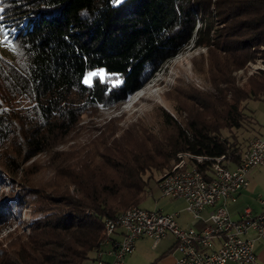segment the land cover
<instances>
[{
    "label": "trees",
    "instance_id": "16d2710c",
    "mask_svg": "<svg viewBox=\"0 0 264 264\" xmlns=\"http://www.w3.org/2000/svg\"><path fill=\"white\" fill-rule=\"evenodd\" d=\"M0 8L16 49L0 52V165L9 177L27 179L26 163L54 152L83 116L128 101L191 41L207 48L193 65L211 87L179 78L168 99L176 118L159 109L156 133L132 125L118 138L91 139L80 161L54 164L44 189L21 183L19 201L0 199L1 226L25 200L36 208L29 234L0 247V264L94 263L103 222L139 207L153 173L183 154L238 162V140L222 131L243 129L245 103L264 97V72L242 87L232 76L264 63V0H0ZM96 70L105 77L88 86L85 75ZM186 162L199 171L211 164Z\"/></svg>",
    "mask_w": 264,
    "mask_h": 264
},
{
    "label": "built area",
    "instance_id": "2783aa9c",
    "mask_svg": "<svg viewBox=\"0 0 264 264\" xmlns=\"http://www.w3.org/2000/svg\"><path fill=\"white\" fill-rule=\"evenodd\" d=\"M258 71L264 72V65H250L245 70L248 76ZM243 73L240 70L237 74ZM179 158L157 179L160 199L182 200L190 222L201 227L179 225L176 214L129 207L103 222L105 237L93 264H124L138 238H149L156 244L168 235L174 238L178 255L172 264H258L256 245L264 251V198L259 201L261 212L253 215L245 209L239 220L230 217L228 204L248 189L249 172L264 164V141H252L236 164L225 156L210 159L183 154ZM187 159L211 164L199 171Z\"/></svg>",
    "mask_w": 264,
    "mask_h": 264
},
{
    "label": "rangeland",
    "instance_id": "374dc122",
    "mask_svg": "<svg viewBox=\"0 0 264 264\" xmlns=\"http://www.w3.org/2000/svg\"><path fill=\"white\" fill-rule=\"evenodd\" d=\"M2 49L3 48L0 47V52ZM201 55H207V48L196 47L193 41L189 42L176 57L166 61L143 86L141 91L144 89H146V91L154 89L159 95V102L145 97L140 91L132 95L126 102L119 103L111 108H101L94 116H83L74 133L66 138L62 144L58 145L54 149V152L38 155L25 164L24 168L26 169L27 179L23 177L13 178L7 176L2 172V167L0 165V199L3 200L8 197H16L19 201L22 188L20 185L21 183L44 189L48 183H52L55 180V165L58 166L62 160L70 159V161L74 163L80 161V158L88 152L90 148L89 145L91 146V139H97L100 136H106L110 133H112L111 139L118 138L132 125L145 127L149 129L150 132L156 133L161 128V119L158 114L159 109L165 110L176 118V114L170 107L172 103L168 99L173 98L171 92H173L175 86L178 85L177 81L179 78L186 84L192 85L199 90H211L209 83L194 69L193 61L201 57ZM250 65L258 66L264 65V63H262L260 59H256L253 62H249L244 68L235 71L232 76L234 77L236 86L242 87L250 77L261 72L258 71L248 76L245 70ZM240 70L244 71L243 76L237 74ZM92 72H102L103 78L105 77V73L101 70ZM94 77H92V79ZM245 105L248 111H253L254 118H256V115L260 114V110L264 107L263 103L253 100L247 101ZM182 116L185 118L186 113L183 112ZM247 123L246 120L245 124ZM243 133L242 129L238 131H222L224 137H234V140L241 139ZM246 138H249V135ZM148 176L147 174L146 177ZM158 177L156 173L151 175L145 192V198L140 203L139 207L146 210L159 209L164 214L173 213L176 211L174 207L177 206H174V203L169 199H160V192L156 184ZM23 207L25 208L10 224L0 225V247L6 248L14 235L29 234L31 222L36 216V208L30 200H25ZM184 207L185 206L180 207L181 215L179 221L181 226L190 222V216L183 212ZM228 207L233 206L231 204ZM152 244L153 241L149 238H138L135 241V247L138 253L136 252L137 255L133 254L131 257L128 256L129 259L132 257L135 259H132V261L126 259L127 261L125 260V264H163L166 262L164 259H161V255H157L154 249H152ZM175 256L177 258V254ZM84 264L93 263L92 260H88ZM258 264H264V251L258 254Z\"/></svg>",
    "mask_w": 264,
    "mask_h": 264
},
{
    "label": "crops",
    "instance_id": "0c3cea01",
    "mask_svg": "<svg viewBox=\"0 0 264 264\" xmlns=\"http://www.w3.org/2000/svg\"><path fill=\"white\" fill-rule=\"evenodd\" d=\"M258 102H261L264 105V97L261 100H258ZM246 109L247 108L245 105V113L247 111L246 115L248 117L247 118L248 123L242 129V132H244L243 135H241L242 138L238 139L240 152L244 151L248 147V145L255 139H261L262 141H264V107L260 110V114L256 115V118H254L253 116V111L251 110L248 111V109L247 110ZM248 135L249 138H246ZM248 179H249L248 189L240 192L235 202L228 204V206L231 204L233 206V207H228V212L233 220H239L242 217L245 209H249L253 215L258 214L262 210L259 201L264 198V164L255 169H252L248 174ZM170 201L174 203V206L177 207H174L176 211L168 214H176L177 222L179 223V225H181L179 221L181 215L180 207L185 206V204L182 200H170ZM189 226H194L196 228L201 227L200 224H193L191 222L186 223L183 227H189ZM174 245H175L174 238L171 235H168L164 239L160 240L158 243L156 244L153 243L152 249H154L157 255H161V259H164L166 261L163 264H172L175 261L176 259L175 255L177 254L174 251ZM262 251H263V247L259 244L256 245L257 254H259V252ZM136 252L137 249L135 247L134 252L131 255H129V257H131L133 254L137 255L138 252L137 253ZM129 257L127 256L125 260L127 259L129 261H132V259H135L134 257L129 259ZM126 261H124V264Z\"/></svg>",
    "mask_w": 264,
    "mask_h": 264
},
{
    "label": "snow or ice",
    "instance_id": "6c2138e0",
    "mask_svg": "<svg viewBox=\"0 0 264 264\" xmlns=\"http://www.w3.org/2000/svg\"><path fill=\"white\" fill-rule=\"evenodd\" d=\"M114 4H120L122 0H113ZM3 9L0 8V12H2ZM3 17L0 16V20H2ZM0 47H4L6 49H9L10 51H15V47L13 46L12 41L9 39V34L4 31L3 27H0ZM94 76H100L103 78V73L102 72H90L84 79V83L87 84L88 86H91V81L92 77Z\"/></svg>",
    "mask_w": 264,
    "mask_h": 264
},
{
    "label": "bare ground",
    "instance_id": "6f19581e",
    "mask_svg": "<svg viewBox=\"0 0 264 264\" xmlns=\"http://www.w3.org/2000/svg\"><path fill=\"white\" fill-rule=\"evenodd\" d=\"M140 93H142V95H144L145 97L149 99H153L155 102H159V95L154 89L147 90V91L146 89H144Z\"/></svg>",
    "mask_w": 264,
    "mask_h": 264
}]
</instances>
